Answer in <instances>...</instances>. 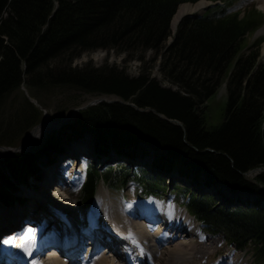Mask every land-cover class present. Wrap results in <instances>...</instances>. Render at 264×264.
Instances as JSON below:
<instances>
[{
	"label": "trees",
	"instance_id": "1",
	"mask_svg": "<svg viewBox=\"0 0 264 264\" xmlns=\"http://www.w3.org/2000/svg\"><path fill=\"white\" fill-rule=\"evenodd\" d=\"M186 1L196 2L0 0V108L22 84L34 97L45 85L112 95L115 100L85 105L69 118L74 132L92 134L97 152L113 148L136 154L144 150L140 142L146 143L159 151L154 163L164 170L193 180L201 172L209 183L263 192L264 62L257 60L262 38L254 39L255 49L244 47L246 35L264 22V15L254 7L227 12L231 0H218L197 16H181L171 33V19ZM168 37L170 42L164 44ZM98 48L126 52L129 59L140 62L144 58L137 52L160 51L159 71L174 87L161 85L143 69L129 76L106 63L71 66L81 52ZM222 83L226 97L212 115L209 98ZM68 99L76 101L74 106L87 101L72 95ZM16 113L14 123L2 132L13 139L22 123L34 124L41 110L23 96ZM51 142L2 156V200L14 198L18 184L26 182L37 157ZM255 167L252 178L244 175ZM100 180L117 187L130 182L144 195H161L169 187L163 176L144 167L90 163L79 188L82 206L90 202ZM173 188L172 193L180 194L183 207L206 231L222 234L241 249L250 245L257 264H264V203L225 207L209 195L184 191L178 185Z\"/></svg>",
	"mask_w": 264,
	"mask_h": 264
},
{
	"label": "bare ground",
	"instance_id": "2",
	"mask_svg": "<svg viewBox=\"0 0 264 264\" xmlns=\"http://www.w3.org/2000/svg\"><path fill=\"white\" fill-rule=\"evenodd\" d=\"M206 1L180 3L172 22H176L181 14L200 13L207 6ZM251 2L264 3V0ZM261 6L264 7V4ZM260 12L264 15V11ZM263 30L264 25L260 28V31ZM260 38H264V35L257 37ZM262 54L264 55V48ZM49 123L46 119L43 124L34 126L21 147H28ZM78 148L74 145L72 149L59 152L42 176L34 175L37 181L32 183L31 180L30 186L34 190L39 188L38 182L41 180L43 195L23 202L18 198L12 203H6L0 198L5 207H0V264H239L229 255L220 254L212 262L210 256L219 248L218 243H206L196 236V222L185 210L170 205L172 200L169 198H159L157 201L153 196L139 197L136 200L125 197V205L113 199H110L113 201L110 205L101 197L98 200L92 199L88 207L92 204L93 209L84 207L86 209L82 213V219L73 222L75 214L72 209L65 208L58 200L60 194L54 193V185L58 183L63 190L73 189L70 188L75 178V171L73 172L70 164L74 161L73 158L93 155V160L100 158L105 162L121 159L113 151L97 152L93 144L88 153L81 152ZM1 156L0 147V158ZM126 161L132 163L133 159ZM198 188V191H203L202 186ZM214 191L218 193L216 189ZM37 193L38 189L34 194ZM44 200L48 207L44 206ZM225 200L230 201L228 198ZM88 210H94V214L90 215ZM86 245L89 251L83 255ZM101 246H107L109 253L101 251Z\"/></svg>",
	"mask_w": 264,
	"mask_h": 264
},
{
	"label": "rangeland",
	"instance_id": "3",
	"mask_svg": "<svg viewBox=\"0 0 264 264\" xmlns=\"http://www.w3.org/2000/svg\"><path fill=\"white\" fill-rule=\"evenodd\" d=\"M215 1L218 0H208L206 1V3L208 6H210ZM251 1L252 0H231L230 4H228V6L226 7V11L227 12L239 11L240 13H242L244 10L250 7H254L255 9H258L262 12L264 11V7L261 6V4H264L263 2L262 3L258 2L259 4L258 3L256 4ZM188 2L189 1H186L184 2V4ZM208 6H206L201 12H203ZM198 14H194V15L189 13L181 14L174 23L172 22L171 19L170 32L171 33L174 32L176 24L181 16L183 15L196 16ZM263 25L264 22L253 33L246 35V39H245L246 45L244 47L245 51H248L249 48L250 50H253L257 47V45H255L254 39L264 35V30L260 31V28ZM169 40L170 37H168L165 40L164 44H167ZM263 48H264V41H260L258 44V52H257V60L259 62H264V55L262 54ZM159 52L160 51H155L152 49L145 50L144 52H140V51L137 52V55L142 54L144 58V62H140L137 58L129 59L128 54L126 52H119L116 49L98 48L93 50H85L72 60L71 66L81 67L86 64H91L92 66L97 67L102 65L103 63H106L108 64V66H112V68H116L117 70H122L125 74L129 76H136L138 73L141 72V69H143L144 73L149 72V75L154 77L161 85L169 86L171 84L162 77V74L159 71V65H158ZM63 61L65 62V59ZM171 86L174 87V85ZM71 95L76 96L78 100L86 99L87 101L81 105L74 106L76 101L73 102V101H69L68 99V96ZM23 96H25L29 101H31L35 106H37L41 110V114L38 118H36L35 122H33L34 124H32L31 126H29V124L27 123H22L20 129H18L14 133V139H13L7 136V134L3 135L2 132L4 131V129H6L8 125L14 123L13 119L16 118V115L14 114L19 111V107L23 103ZM35 96L36 97L32 96L31 91H29L26 88V86L22 84L21 86H19L18 89H15L14 91L8 94V96L5 98V101L3 102L2 107L0 108V140L12 141L11 144H5L0 142V146L14 148L15 146H19L20 144L22 145L25 140V137L34 128V126L38 125L41 121H45L46 119H48V122L50 121L49 125H47L42 130H40L36 138L32 141V143L28 147L26 148L21 147L15 151L14 150H10L8 152L2 151V156H3L4 154L10 152H19L28 149L34 150L38 148L40 145H43L44 142H46V140L48 139L52 140V142L50 143L51 145L46 149V151L37 157L35 161V168L32 172V175L30 174V176L27 177V183L18 184L16 190L13 188V191L15 190L13 192L14 197L21 198L20 202H23L26 199H30V198L36 199L38 195H43L44 187H42L41 180L38 182L39 188H36L38 189L37 194H34L36 189L34 190L30 186L31 180H33L32 183L36 182L37 180L34 178V175L37 177L42 176L45 173V171L49 169L48 166L50 165V163L52 164V161L56 158L59 152L62 153L67 148L72 149L74 145L75 147H79L78 150L79 151L81 150V152L88 153L90 151L89 147H92L93 144L92 134L89 133L87 134L83 132V134L80 135L74 132V130L69 126V121H70L69 118L70 117L72 118V116L76 113L78 109L84 107L89 101H92L93 99L100 98L99 101L101 100L109 101L116 99V97L112 95H103V94L93 95L90 93H82L72 88H69L66 85L42 86L39 88L38 94L36 93ZM225 97H226V88L224 83H222L218 88V90L216 91V93L209 98V104H211L210 113L212 115L216 113V110L219 109ZM95 102H91V104ZM64 113L66 115H63ZM33 118L35 119V117ZM57 139L58 141L56 142ZM140 145L143 146L144 150L142 151V153L144 154L142 155L136 154L134 156H130L125 152H121L116 149L110 148L109 152L110 151L115 152L116 155L121 158L120 160H109L106 162L100 158L98 160L97 159L93 160L94 158L93 155H83L80 156L79 158L76 157L73 158L74 161L70 164H72L73 172L75 171L74 173L75 178L73 180L74 184L72 186L71 184L69 185L71 186L70 188L73 189L71 191H66L60 187L59 183L54 185L55 188L54 193L60 194L59 196L60 199H58L59 202L61 201L62 205L66 206L65 208L68 209L69 207L70 210L72 209L73 213L75 214L74 216L75 221L73 222H76L78 219L81 220L83 215L82 213L87 208V207L86 208L81 207L78 203V200H79V188L84 180L86 166L89 163L99 167L114 165V164H125L129 168L144 167L148 169L150 172L157 173L163 176L166 184H168L169 186L167 188L168 191L161 194L158 197L156 196V198L155 197L153 198H155L157 201L159 200V198H161V200L162 198L163 199L169 198L172 200V202H170L169 204L175 206L179 210H185V209L182 206V199L181 197H179L180 194L177 197L172 194V191L174 189L173 187H175V185L185 188L184 191L188 189V191L209 195L211 199L215 201L216 204L225 207L260 206L264 203V191L263 192L251 191L246 188H241L236 190L228 189V187L225 186V184L220 181H214V182L212 181L211 183L205 182L204 174L201 172L198 174V177L193 180L189 176L179 174L175 170H169V169L164 170L154 163L155 154L159 151L158 150L156 151L146 143L140 142ZM67 151L66 153H68ZM129 158L133 159L134 162L132 161V163H128L126 160ZM44 162L46 163L44 164ZM257 170H258L257 167L251 168L248 171H246L244 175H246L249 178H252L254 174L257 172ZM170 173H172V175H170ZM65 181L67 183L69 182L68 180ZM203 183L204 185H202ZM25 186H27L28 188ZM198 186H202L203 191H198L199 189ZM214 189H216L218 193L221 194V196L216 191H214ZM141 196L142 195H140V193H137L135 185L131 184L130 182L126 184L125 187H117V186H112L111 184L108 183H104L103 181L100 180L96 186L92 199L98 200L101 197L102 200L106 201L108 205H110L114 200H118L122 205H125L124 204L125 200H123V198L125 199L126 197V199L129 200H136ZM62 197L64 198L62 199ZM148 197H152V196H148ZM47 198L48 197L46 196L45 199ZM227 198L230 199V201H226L225 199ZM110 199L111 200L113 199V201H111ZM44 206L48 207L46 200H44ZM0 207L5 208L3 207L1 202H0ZM87 209H93L92 204ZM27 211H29V209ZM87 213H89L90 215L94 214V210L93 212L92 210L90 211L88 210ZM98 215L99 214H97V216ZM191 219L194 220L192 217ZM195 222L197 225L195 228L196 236H199V238L203 242L206 243L212 242V244L214 242H217L219 245V248L210 256L212 262L220 254L222 256L229 255L231 258L235 259L237 263L239 262V264H257L256 260L252 255L250 245L242 249L237 248L234 244L227 242L223 238L222 234L206 231L201 224H199L197 221ZM229 250H234V251H229ZM101 251L104 250L101 249ZM86 253H88V250L86 251L85 248L83 251V255ZM32 254L33 256L35 255L34 253ZM77 260H80V258H77Z\"/></svg>",
	"mask_w": 264,
	"mask_h": 264
},
{
	"label": "water",
	"instance_id": "4",
	"mask_svg": "<svg viewBox=\"0 0 264 264\" xmlns=\"http://www.w3.org/2000/svg\"><path fill=\"white\" fill-rule=\"evenodd\" d=\"M100 98H97V99H93L92 101H89L87 104H90L91 102H95V101H99ZM86 104V105H87ZM44 121H41L40 124H43ZM2 148V151L4 152H8L10 150H18L19 148H21V144L19 146H15L14 148H11V147H6V146H0Z\"/></svg>",
	"mask_w": 264,
	"mask_h": 264
}]
</instances>
